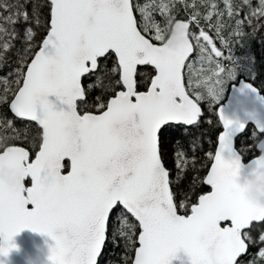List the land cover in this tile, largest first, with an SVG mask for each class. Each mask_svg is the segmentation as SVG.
<instances>
[{
    "label": "snow or ice",
    "instance_id": "snow-or-ice-1",
    "mask_svg": "<svg viewBox=\"0 0 264 264\" xmlns=\"http://www.w3.org/2000/svg\"><path fill=\"white\" fill-rule=\"evenodd\" d=\"M224 6L0 0V66L15 63L0 77L12 114L0 111V256L28 228L54 241L50 264H110L113 247L118 264H264V190L244 195L264 184V139L244 164L233 139L247 124L220 104L233 89L264 107L254 51L264 0ZM202 101L218 106L223 131L206 174L181 187L188 161L171 137L198 125ZM248 117L253 138L264 135V118Z\"/></svg>",
    "mask_w": 264,
    "mask_h": 264
},
{
    "label": "trees",
    "instance_id": "trees-1",
    "mask_svg": "<svg viewBox=\"0 0 264 264\" xmlns=\"http://www.w3.org/2000/svg\"><path fill=\"white\" fill-rule=\"evenodd\" d=\"M138 2L143 3L144 0H138ZM192 0H189L191 3ZM235 2H239V0H235ZM259 0H251V4L255 7L258 4ZM199 3V0H197ZM218 8L220 10L224 9V0H215ZM203 13V8L200 9ZM248 12L247 7H244L240 13V18L244 19L245 14ZM181 18H184V13H181ZM224 19H227V15L225 14ZM264 23V21H261ZM193 31H196L195 27H193ZM245 31L250 32L251 29L247 27V23H245ZM264 35V32H259L256 39L255 54L258 57V67H257V75L255 78V86L262 89L264 92V69L259 67V64L264 63V46H260L259 36ZM40 42L39 38L36 40L38 44ZM15 46L19 48L21 46V42L19 40L14 41ZM237 54H241L240 50L237 49ZM15 67V63L13 60H9V63L0 66V77H5L8 75V72ZM242 79L249 80L250 78L247 76L241 75ZM11 79V78H10ZM91 83V81H88ZM4 84L0 82V94L3 93ZM225 94L223 95L224 98ZM223 99L220 100V102ZM202 108V116L199 119L198 125L196 126H181L179 130H174L173 136L171 137L172 145H175L177 141L183 145V149L185 151V159L188 161L186 168L188 170V179H185L181 182V187H186L191 183V177L196 175L197 173L203 175L208 167L209 161L207 159V153L213 152L214 145L216 142L217 134L220 131V125L216 116V106H210L208 101L201 102ZM0 111H3L7 114L8 118H11L12 115L9 113L7 106L0 105ZM210 121V122H209ZM254 129L251 125H247L244 131L235 138L234 146L235 148L241 152L242 159L246 160L252 156H254L257 152L255 150V144L258 138H253ZM193 142L195 147H193ZM170 158L168 160V167L172 171L173 176L178 171L176 160L172 158V150L169 148ZM195 168L196 171H193ZM206 191L208 190L206 186H202ZM110 257V264H118L119 260L122 258V250L118 247H113L111 251L107 253ZM249 256L244 257V261L249 259Z\"/></svg>",
    "mask_w": 264,
    "mask_h": 264
},
{
    "label": "water",
    "instance_id": "water-1",
    "mask_svg": "<svg viewBox=\"0 0 264 264\" xmlns=\"http://www.w3.org/2000/svg\"><path fill=\"white\" fill-rule=\"evenodd\" d=\"M234 97H238L239 103L234 100ZM220 104L224 105V113L228 118L238 119L242 122H245L247 125H251L254 131L257 130L255 129V125L249 122L248 113L254 111L259 117L264 118V107H262L258 103L251 92H246L243 96H240L239 93L235 90L228 89L225 92V96ZM217 110L218 106H216V113ZM8 111L11 114L9 109ZM216 116L219 122V117L217 114ZM219 125L220 133L221 131H223V128L220 122ZM242 132L234 136L233 144L235 138ZM219 133L217 134L212 153H214L215 147L218 143ZM259 139H264V135H260L258 140L256 141L255 150L257 153L254 156L243 160L244 164H247L251 160L258 158L261 155V151L259 147H257ZM208 167H210V162L208 164ZM204 174H206V171ZM11 243L14 244L15 247L8 252L7 256H0V264H50L48 256L50 254V248L54 244V241L48 235L34 232L28 228H25L13 236Z\"/></svg>",
    "mask_w": 264,
    "mask_h": 264
},
{
    "label": "clouds",
    "instance_id": "clouds-1",
    "mask_svg": "<svg viewBox=\"0 0 264 264\" xmlns=\"http://www.w3.org/2000/svg\"><path fill=\"white\" fill-rule=\"evenodd\" d=\"M262 190H264V184L259 180H252L248 182L244 195L251 201H258L261 199Z\"/></svg>",
    "mask_w": 264,
    "mask_h": 264
}]
</instances>
